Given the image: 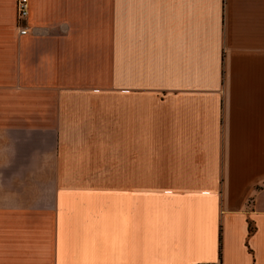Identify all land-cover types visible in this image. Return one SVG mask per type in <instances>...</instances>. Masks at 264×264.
<instances>
[{"label":"crops","instance_id":"1","mask_svg":"<svg viewBox=\"0 0 264 264\" xmlns=\"http://www.w3.org/2000/svg\"><path fill=\"white\" fill-rule=\"evenodd\" d=\"M16 1L0 138L94 179L2 188L0 264H264V0Z\"/></svg>","mask_w":264,"mask_h":264},{"label":"rangeland","instance_id":"2","mask_svg":"<svg viewBox=\"0 0 264 264\" xmlns=\"http://www.w3.org/2000/svg\"><path fill=\"white\" fill-rule=\"evenodd\" d=\"M29 4V1H28ZM17 6V1H16ZM27 17V16H26ZM17 19V9H16V25L19 33V26H24V20ZM27 30V29H26ZM20 34V33H19ZM5 119L8 118V114H4ZM0 119V124H6L8 121ZM11 132L13 130H10ZM3 132V130H2ZM12 135V134H11ZM3 138H0V190L2 188H8L9 186H18V185H59V184H92V177H56L51 176L49 170L46 166L38 168V162H33L32 160L27 161L31 152L29 148L31 146H25L17 143H21L26 137L22 138L20 135L14 139L11 136L12 140H16L14 145H6L2 142ZM28 139V138H27Z\"/></svg>","mask_w":264,"mask_h":264},{"label":"built area","instance_id":"3","mask_svg":"<svg viewBox=\"0 0 264 264\" xmlns=\"http://www.w3.org/2000/svg\"><path fill=\"white\" fill-rule=\"evenodd\" d=\"M16 9H17L18 20H22L23 18H26L29 10L28 0H17ZM19 33L20 34L27 33L26 27H23L22 25L19 26ZM192 264H205V263H192Z\"/></svg>","mask_w":264,"mask_h":264},{"label":"trees","instance_id":"4","mask_svg":"<svg viewBox=\"0 0 264 264\" xmlns=\"http://www.w3.org/2000/svg\"><path fill=\"white\" fill-rule=\"evenodd\" d=\"M252 230V228L251 227H249V231H251Z\"/></svg>","mask_w":264,"mask_h":264}]
</instances>
